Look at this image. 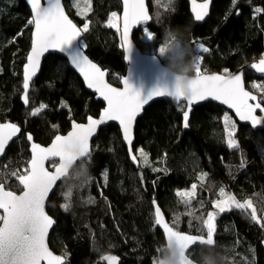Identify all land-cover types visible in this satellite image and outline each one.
<instances>
[{
    "label": "trees",
    "instance_id": "1",
    "mask_svg": "<svg viewBox=\"0 0 264 264\" xmlns=\"http://www.w3.org/2000/svg\"><path fill=\"white\" fill-rule=\"evenodd\" d=\"M78 1L89 7L88 0ZM173 1L170 8L169 0L152 2V20L147 27L153 37L135 40L144 51L157 54L163 25L170 23L187 29L190 41L210 37L205 42L209 51L199 52L203 72L224 73L227 69L231 73L264 57V0H236L235 4L233 0H213L203 24L195 22L186 0ZM67 3L73 4L72 8L66 5L67 10L80 26L90 21L83 38L85 51L109 70L111 83L120 85L128 64L120 35L107 25L119 0H90L85 16L76 9L77 0ZM6 9L10 13L3 16ZM31 18L25 0L0 1V123L12 120L23 128L0 161V183L15 192L22 191L16 176L23 166L28 167L31 158L27 132L38 143L48 145L57 133L68 132L73 120L84 121L105 107L85 88L68 60L58 55L44 61L32 84L29 106L22 103V65L30 44ZM19 31L23 35L20 42L16 39ZM246 77L252 83L253 79H264L252 71H247ZM40 104L47 107L32 115ZM183 111L185 103L159 100L146 108L137 122L134 150L147 154L149 163L157 168L155 173L144 164L146 168L137 173L121 131L113 124L103 128L93 144L89 182L84 184L76 176L80 162L71 171L72 178L58 185L47 206L57 221L50 246L67 256L68 264H104L102 257L108 253L121 256V264H154L158 248L165 243L160 228L155 227L154 200L174 229L196 233L206 227L203 221L215 210L216 199L211 202L206 196L219 194L221 187L229 188L240 200L253 198L259 222L250 217V210L234 207L221 214L215 222L219 227L217 249L227 254L231 264H264V130L238 123L239 148L229 150L223 124L228 111L224 107L208 102L195 108L189 130L182 127ZM244 159L245 167L240 168ZM200 171L207 174L203 181ZM193 184L197 196L186 204L177 192ZM216 185L217 191H212ZM89 198L94 202L89 203ZM69 201L71 206L65 210L62 205ZM205 251L206 246L193 256L198 258Z\"/></svg>",
    "mask_w": 264,
    "mask_h": 264
},
{
    "label": "snow or ice",
    "instance_id": "2",
    "mask_svg": "<svg viewBox=\"0 0 264 264\" xmlns=\"http://www.w3.org/2000/svg\"><path fill=\"white\" fill-rule=\"evenodd\" d=\"M89 7L81 10V15H86ZM31 6L32 18L28 20L29 25L35 26L33 34L31 52L27 58L24 67L23 76V102L29 103V87L33 77L36 76L40 67V58L50 49L59 50L60 53L67 55L69 64L82 74L89 88L95 89L99 96L107 102V107L103 110L98 119L88 117L86 125L73 124L72 131L67 136L57 135L49 147H41L33 143L31 146L32 158L29 166L25 169V174L17 175L19 184L23 187L21 195H16L12 191L5 190L3 184H0V264H65V257L53 255L49 251L46 238L49 229L53 226L54 221L45 212V201L53 191L58 181L67 183L72 177L69 175L74 162H84L86 158L90 159L89 141L98 131V126L108 121H118L123 129V138L132 144V126L141 108L153 97H170L177 103L186 101L188 110L183 111V127L189 128V114L192 105L199 101L212 99L220 101L227 105L229 109L235 111L236 116L241 121H248L253 127L264 124V116L258 117L257 110L264 113V98L258 100L256 95L245 90L241 74H230L227 69L224 74H204L200 70L201 56L200 51L208 52L202 44L196 47L198 63L195 71V77L191 81V92L184 96L175 89L156 88L147 95H142L140 91L135 90L127 79L123 80V89L112 87L105 80L106 73L91 62L83 54V45L79 38L82 32L89 30V25L84 24L83 28H78L65 15L61 0H28ZM236 0H233V4ZM210 0H204L203 3H197L192 0V11L195 14L196 21H204L208 16ZM123 46L128 51L131 49L129 40V31L134 25L146 24L150 17L145 8L144 0H123ZM261 9H256L259 13ZM239 15V13H237ZM159 16V13H157ZM118 17L116 12H112L107 25L119 29ZM144 32L151 39V33L146 27ZM75 42V47H70ZM159 51H163L160 47ZM251 68L258 73H264V57L258 63L251 65ZM253 88L264 91V84H253ZM251 101V102H250ZM254 102V103H252ZM47 106L40 104L31 114L37 115ZM224 129L227 134V147L229 149H238L239 144L235 138L236 123L227 113L223 116ZM55 127V126H54ZM20 132V128L12 123L0 124V154L5 150V145ZM32 140V136H28ZM140 157L143 164L148 165V156L141 149ZM131 159L136 161L137 157ZM58 161V163H57ZM48 162L54 171H49L45 167ZM246 162L241 161L239 167L244 168ZM154 171L156 169H153ZM13 175H16L13 173ZM80 173L77 172L76 176ZM204 174L200 177L203 181ZM107 180V173L104 174ZM89 180L82 183L86 184ZM72 186L68 185V196H71ZM196 185H192L191 191H181L177 195L184 199V202L190 203L191 198L195 196ZM219 195L223 198L215 202V208L219 213L230 210L232 207L242 210L251 209L250 216L253 220L259 222L257 209L253 207L252 201L244 203L238 202L234 196L220 189ZM186 198V199H185ZM89 203L94 202L91 198ZM70 201L63 204L65 210L70 208ZM157 225H161L169 240L175 238L183 246L189 247L192 244H214L215 225L214 220L217 213L209 212L207 219L203 221L207 228V238H197L190 235H183L174 231L168 224L163 222L160 208L155 209ZM102 259L108 261V264H117L118 257L104 256ZM155 264V262H154Z\"/></svg>",
    "mask_w": 264,
    "mask_h": 264
},
{
    "label": "water",
    "instance_id": "3",
    "mask_svg": "<svg viewBox=\"0 0 264 264\" xmlns=\"http://www.w3.org/2000/svg\"><path fill=\"white\" fill-rule=\"evenodd\" d=\"M189 1H190V6H191V12H192V15H193L194 20H195V14H194V12L192 11V0H189ZM196 2H197V3H203V2H200V1H197V0H196ZM26 3H27L28 8H29L30 11H31V14L33 15L32 10H31V6H30V4L28 3V0H26ZM41 3L43 4V3H44V0H41ZM61 4H62V6H63L64 12H65V15H67L68 18H69V19H70V20H71V21H72V22H73L78 28H81V29H82V27H81V26H80V25H79V24H78V23H77V22H76V21L70 16V14L68 13V10H67V7H66V5H65L64 0H61ZM211 9H212V0H210L209 9H208L209 14H208V16L205 17V20H204V21H196V20H195V22L198 23V24H203V23L207 20V18L210 16ZM123 14H124V12H123ZM148 15H149L150 19H149V21H148L147 23H150L151 20H152V17H151V15H150V13H148ZM121 22H122V26H121V35H122V31H123V15H122V17H121ZM139 25H140V24H138V25H134V26L130 29V31H129V40L131 41V49H130V51H128V50L126 49V47L123 46V48H124V53H125V61H126V63L128 64V69H127V73H126V75L121 79V83H120V85H115V84H113V83H111V82L109 81V70H105V69H104V68H103L98 62H96L95 60H93V59L87 54V52L85 51V48H84V47L82 48V52H83L84 55H86V56L89 58V60H90L91 62H93L94 64H96V65L100 68L101 71H103V72L106 73V75H105V80H106V82H107L108 84H110L112 87H116V88L122 90V89H123V86H124V85H123V80H124V79H127L128 82L133 86V88H134L135 90L140 91L142 95H147L149 92H151L153 89H156V88H165V87H167V88L171 89V87H172V79H171V77H169V76L167 75L166 70H165L167 64H165V63L163 62V60H162L158 55H155V54H146V53H144V52H143V51H142V50L136 45V43L134 42V40H133V33H134V31L139 27ZM34 31H35V26L33 25V31H32V36H31V47H32V40H33V34H34ZM84 35H85V32H82V33H81V36H80V38H79L80 43L83 41ZM122 45H123V41H122ZM75 46H76V45H75V42H74L70 47H75ZM31 47H30V49H29V51H28L27 58H28V56H29V54H30V52H31ZM50 55H58V56H61V57L65 58L66 60H68V59H67V55L64 54V53H60L59 50H56V49H50L48 52H45L44 55L40 58V67H39V69L37 70V74H36V76L33 77L32 81L30 82V87H29L28 95H30V91H31V89H32V84H33L34 80H36V79L38 78V76L40 75V73H41V71H42V68H43V65H44V61H45ZM68 62H69V61H68ZM26 63H27V59H26L25 64H24V66H23V68H22V77L24 76V67H25ZM254 63H258V61H257V62H254ZM254 63H252V64H254ZM252 64H249V65H247L246 67H242V68H240V69L237 70V71L231 72L230 74H241V75H242V78H243V83H244L245 90L250 91L253 95H256V96H257V99L259 100V95L256 94V93H254V92L251 91L250 89H248L247 86H246V83H245V71H246L247 68L250 69L251 71H253L258 77H264V73H258V72H256L254 69L251 68V65H252ZM69 65H70V64H69ZM70 67H71L72 70L75 71V72L78 74V76L81 78V80L83 81V83H84V85H85V88H86L91 94L95 95V99H96V100H101V101L104 102L105 107L101 110V112L99 113V115H97V116H94V115H90V116H88V117H92V118H94V119H98V118L101 116L103 110L107 107V102H106L105 100H103L102 97L99 96V93H97V92L95 91V89H93V88H89V87L87 86V82L84 80L82 74H80L78 70L74 69L71 65H70ZM204 74H209V75H211V74H224V73H221V72H208V73H204ZM22 87H23V85H22ZM23 93H24V90H23ZM22 97H23V94H22ZM21 99H22V98H21ZM164 99H167V100H170V101H172V102H175V101L173 100V98H170V97H164V96H162V97H153L152 100L148 101L146 104H144V105L142 106L141 111L138 113L137 117L135 118V120H134V122H133V126H132V144H131V145H129L128 142H127L126 140H124V138H123V129H122V126L119 124L118 121H108V122H106V123L103 124V125H99V126H98V131H97V133L94 134L93 137H91V138H90V141H89V150H90V154H91L92 149H93V143H94V141L98 138V136H99L101 130H102L103 128L107 127V126H110V125H113V124H114V125H117L118 128H119L120 131H121L122 138H123L124 143H125L126 146H127V149H128V152H129L130 159H131L132 156H136V155H135V152H134V144H135V130H136L137 122H138L139 118H141V117L143 116L144 111L146 110V108H148V107H149L150 105H152L153 103H155V102H157V101H159V100H164ZM208 102L215 103V104H217V105H219V106L224 107L228 112H230L231 114H233V115L235 116V118L237 119V121H238L239 124H243V125L251 126L254 130H264V124L257 125V126H255V127H253V126L251 125L250 122H248V121H241V120L239 119V117L236 116L235 111L232 110V109H229L227 105H224V104H222L220 101H216V100H212V99H207V100H204V101H199V102H196V103H194V104L192 105V109H191V112H190V114H189V124H190L191 116H192V114H193L195 108H197V107H199V106H201V105H203V104H206V103H208ZM250 102H251V101H250ZM22 103L25 105V103L23 102V99H22ZM175 103H177V102H175ZM181 103H185V104H186V110H188L187 102H186V101H181V102H179V103H177V104H181ZM252 103H254V102H252ZM29 104H30V99H29V103H28L27 105H25V106H29ZM262 106H264V105H262ZM256 115H257L258 117H260V116H264V113H261L259 110H257ZM88 117H87L86 121H84V122H79V121L73 120V121H72V124H71V128H70V130H69L66 134H61V133H60V134H57V135L67 136V134H68L69 132L72 131V128H73V124H74V123H75V124H83V125H86L87 122H88ZM5 123H12V124H15L17 127L20 128V132H18V133L16 134V136H14V137H13V138H12V139H11L6 145H5V150H4V152H3L2 154H0V161L4 158V156H5V154H6V151H7L8 148L11 146V144L13 143V141L16 140V139H18V138L21 136L22 132H23V128H22V126H21L18 122H16V121H12V120H8V121L2 122V123H0V124H5ZM184 129H185V128H184ZM189 129H190V128H187V129H185V130H189ZM29 135L32 136V140H31V141L28 140V142H29V144H30V147H29V148H30V152H31V158H32V150H31V146H32L33 143L38 144V145H40L41 147H45V148H46V147H49V146L52 144V142L54 141L55 137L57 136V135H56V136L53 138V140L51 141V143H49L48 145H43V144L38 143V142L35 140L34 135H33L32 133H30V132H27V134H26L27 139H28V136H29ZM31 158H30L29 162L31 161ZM131 161H132V163L135 165V167L139 168V161H137V160H136V161H133L132 159H131ZM79 163H80V161H76V162H74V164H73V166H72V169H71L70 172H69V175H70L71 171H72V170H73V169H74ZM28 165H29V163H28ZM45 167L48 168L49 171H54V168H53V169L49 168V163H48V162H46ZM61 182H62V181H58V182H57V185L54 187L53 191L50 192L49 197H48V198L46 199V201H45V212H46V214H47L49 217H51V218L53 219V221H54L53 226L49 229L48 236H47V238H46V243H47V246H48L49 251L52 252L53 255L64 256V257H65V264H68V259H67V257H66L65 255H63V254L56 253V252L51 248V246H50V236H51V234H52L54 228H55L56 225H57V221H56V219H55L52 215H50V213L48 212L47 206H48V203H49L50 198L52 197V195L54 194L56 188L58 187V185H59ZM0 184H3V183H0ZM3 185H4V187H5V190H7V191H12V192H14L16 195H21L22 192H23V187H22V185H20L21 188H22V191H21V192H15V191H13V190L7 189L6 186H5V184H3ZM153 206H154V211H155V209H156L157 207L160 208L161 216H162V218H163V222L166 223V224H168L169 227H171L170 224H169V222H168V219H167V217H166V214H165L163 208L161 207V205L159 204V202H158L157 200H154V202H153ZM0 211H2V210H0ZM155 219H156V214H155ZM157 226H158V227L161 229V231L164 233V235H165V239H166V238H167V235H166V233L164 232L163 227H162L161 225H157ZM171 228H172V227H171ZM172 229L175 231L174 228H172ZM179 233H181V234H183V235H190V236L197 237V238H203V239H206V238H207L206 236H198V235H196V234L193 235V234H190V233H188V232H186V231L179 232ZM195 245H200V244H192V245H190L189 247H187V250H189L192 246H195ZM203 246H206V245H203ZM263 246H264V242H263ZM104 256H116V257H118V262H117V264H121V258H120L118 255H115V254H113V253H108V254H105ZM104 256H103V257H104ZM103 257H102V258H103ZM102 260H103L104 263L108 264V261H106V260H104V259H102ZM42 264H44V262H42Z\"/></svg>",
    "mask_w": 264,
    "mask_h": 264
},
{
    "label": "clouds",
    "instance_id": "4",
    "mask_svg": "<svg viewBox=\"0 0 264 264\" xmlns=\"http://www.w3.org/2000/svg\"><path fill=\"white\" fill-rule=\"evenodd\" d=\"M160 47L163 48L162 52L159 51L160 55L168 61L165 70L172 79L171 88L184 96L189 95L198 57L191 46L187 29L172 26L170 23L164 24ZM89 165L88 158L79 165L80 175L77 177L81 182L91 179ZM206 247L207 251L202 252L198 258H193V254H190L180 241L166 238L165 243L158 248L154 262L155 264H231L227 254L218 250L215 244H206Z\"/></svg>",
    "mask_w": 264,
    "mask_h": 264
},
{
    "label": "flooded vegetation",
    "instance_id": "5",
    "mask_svg": "<svg viewBox=\"0 0 264 264\" xmlns=\"http://www.w3.org/2000/svg\"><path fill=\"white\" fill-rule=\"evenodd\" d=\"M26 1V0H25ZM71 0H64V2H65V5H67V6H69L68 5V3L67 2H70ZM156 0H144V2H145V8H146V10H147V13H150V15H151V10H152V2H155ZM187 1V3H189L190 4V1L189 0H186ZM197 1H200V2H204V0H197ZM213 0H212V5H213ZM27 4V3H26ZM66 6V7H67ZM113 12H117L119 15H121V17H122V15H123V12H124V8H123V0H119V5H118V7H117V9L116 10H114ZM111 16V15H110ZM152 16V15H151ZM151 23V22H150ZM150 23H146V24H140L139 25V27L134 31V33H133V40H134V42L136 43V45L138 46V44H137V42L135 41V40H144V36H145V32H144V30H143V27H146L148 30H149V28L147 27V25L148 24H150ZM29 25V24H28ZM31 26V28H32V30H31V36H32V31H33V25H30ZM121 26H122V22H121ZM142 32H144V33H142ZM120 38H121V42H122V35L120 36ZM137 38V39H136ZM30 47H31V38H30V44H29V47H28V49H27V54H28V51H29V49H30ZM140 49H141V47L140 46H138ZM122 48H123V45H122ZM123 50H124V48H123ZM144 53H146V54H152V53H149V52H146V51H144L143 49H141ZM201 52H203V51H201ZM155 55H157V54H155ZM26 59H27V55H26ZM26 59H25V61H26ZM24 61V62H25ZM247 71H251L250 69H246V71H245V83H246V86H248L249 88H250V86H251V84H252V82L251 81H249L248 80V78L246 77V72ZM202 73H208V72H202ZM222 73V72H221ZM252 73L255 75V76H257L253 71H252ZM126 75V74H125ZM124 75V76H125ZM123 76V77H124ZM258 77V76H257ZM258 78H264V77H258ZM253 80H255V81H259V80H256V79H253ZM254 81V82H255ZM264 81V79H261V81H259V82H263ZM251 90V89H250ZM252 91V90H251ZM254 92V91H253ZM254 93H256V92H254ZM256 94H258L259 95V100L260 99H262V98H264V94L263 93H261V94H259V93H256ZM44 110V109H43ZM42 110V111H43ZM234 116V115H233ZM238 122V121H237ZM71 124H72V122H71ZM71 128V127H70ZM61 134H63V133H61ZM65 134V133H64ZM94 144V143H93ZM57 163H58V161H57ZM29 166V165H28ZM49 168H50V164H49ZM51 169H53V167L51 168ZM71 174V173H70ZM62 183V182H61ZM60 183V184H61ZM215 202V201H214ZM214 206H215V204H214ZM215 210H216V208H215ZM217 213V212H216ZM225 213V212H224ZM221 214L223 215V213H217V215H216V218H215V220H214V225H215V232H214V244H215V239H216V236H217V233H218V224L217 223H215L216 221H218V219L220 218V216H221ZM174 228V227H173ZM175 231H177V232H183V231H178V230H176L175 229ZM206 231H207V228L206 227H203V228H201L200 230H198V231H196V233H193V235H198V236H206L207 237V233H206ZM262 245H263V242H262ZM202 247H205V246H203V245H195V246H192L189 250H188V252L190 253V254H195V252H197L198 250H201V248ZM263 248H264V246H263ZM193 258H195L194 256H193Z\"/></svg>",
    "mask_w": 264,
    "mask_h": 264
},
{
    "label": "bare ground",
    "instance_id": "6",
    "mask_svg": "<svg viewBox=\"0 0 264 264\" xmlns=\"http://www.w3.org/2000/svg\"><path fill=\"white\" fill-rule=\"evenodd\" d=\"M1 1V0H0ZM170 2H169V4H168V6H169V8L170 7H172L173 5H174V1L173 0H169ZM189 8H190V13H191V16H193L192 15V12H191V6H190V4H189ZM113 11H111V13H112ZM10 13V11L8 10V9H6V11H5V13H3V16H5V14L6 15H8ZM111 13H110V15H111ZM194 18V17H193ZM20 32V31H19ZM21 35V32L20 33H18L17 34V36H16V39L19 37ZM209 36L208 35H206L204 38H203V40H195V41H190L191 43H194V42H196V41H201V43L202 44H204L205 45V42L207 41V40H209ZM207 43V42H206ZM24 64H25V62L23 63V65H22V68H23V66H24ZM247 88L249 89V87L247 86ZM90 115H93V114H89V115H87V117L88 116H90ZM99 115V114H98ZM94 116H97V115H94ZM87 117L85 118V120L84 121H86V119H87ZM76 121H78V120H76ZM84 121H79V122H84ZM182 127H183V122H182ZM183 129H184V127H183ZM185 130V129H184ZM67 133V132H66ZM65 133V134H66ZM57 134H60V133H57ZM56 134V135H57ZM225 142H226V145H227V140H225ZM229 149V148H228ZM229 150H231V149H229ZM134 152H135V155H136V157H137V161H139V168H137V167H135V165L132 163V161H131V159H130V161H131V163L134 165V168L136 169V171H137V173L138 174H141L142 173V169L144 168V166H143V164H141V157H140V155L138 154V152H136L135 150H134ZM128 154H129V152H128ZM129 158H130V156H129ZM244 161L246 162V160L244 159ZM148 168H149V170H150V172L151 173H155L156 172V170H157V168H156V166H155V164H153V163H148ZM146 168V167H145ZM153 169H156L155 171L153 170ZM205 173H203V172H198V176L199 177H201L202 175H204ZM104 180H105V178H104ZM108 181V179L107 180H105V182H107ZM218 186L219 185H216V186H213L212 188H211V190L212 191H217V188H218ZM221 188H223L224 190H225V192L227 193V194H233L232 192L233 191H231L229 188H227V187H221ZM221 188H219V193H220V189ZM78 195H79V193H78ZM234 195V194H233ZM207 197V199L209 200V201H213V200H215V201H217V200H220V199H222V197L219 195V194H217V192L216 193H213V194H210V195H208V196H206ZM79 198V201L81 200V195L78 197ZM84 199H87V197H84ZM246 199H249V200H251L252 202H253V198H251V197H248V198H246ZM251 211V210H250ZM211 212H214V213H216V210H212ZM166 214V213H165ZM154 217H155V211H154ZM167 217V216H166ZM251 217V216H250ZM167 219H168V217H167ZM155 220L156 219H154V223H155ZM168 222H169V224H170V226L173 228V225H172V223L170 222V220L168 219ZM155 227L156 228H159L158 226H157V224L155 223ZM161 230V229H160ZM162 232V231H161ZM188 232V231H187ZM163 233V232H162ZM188 233H190V234H193V232H188ZM163 236H164V239H165V235H164V233H163ZM165 241H166V239H165ZM113 254H115V255H117L116 253H113ZM119 256V255H118ZM67 257V256H66ZM120 258H121V256H119ZM67 259H68V257H67ZM122 259V258H121ZM104 263V262H103ZM104 264H106V263H104Z\"/></svg>",
    "mask_w": 264,
    "mask_h": 264
},
{
    "label": "rangeland",
    "instance_id": "7",
    "mask_svg": "<svg viewBox=\"0 0 264 264\" xmlns=\"http://www.w3.org/2000/svg\"><path fill=\"white\" fill-rule=\"evenodd\" d=\"M68 5H69V7H73V4L72 3H68ZM85 8H87L86 6H84L83 4H80L79 3V1L77 0V3H76V9L78 10V11H80V13H81V10L82 9H85ZM88 12V11H87ZM117 13V12H116ZM87 14V13H86ZM83 16H85V15H83ZM117 17H118V24H119V29L120 30H117V28H112V27H110V28H112L113 30H115V31H117L118 32V34L121 36V15H119L118 13H117ZM110 18V17H109ZM85 23H87L88 25H89V29H90V21L87 19V21L85 22ZM84 26V25H83ZM83 26H81L82 28H83ZM109 27V26H108ZM144 28L145 27H143V30H144ZM89 31V30H88ZM87 31V32H88ZM142 33H144V32H142ZM23 35L21 34L18 38H17V41L18 42H20V41H22V39H23V37H22ZM149 36L147 35V34H145V36L143 37L144 39H147ZM81 44L83 45V47H85V43L82 41L81 42ZM198 44H202L201 43V41H196V42H194V43H191V46H192V48H193V50L195 51V52H197L196 51V47H197V45ZM205 48H207L204 44H202ZM208 49V48H207ZM201 52V51H200ZM157 55L163 60V62L166 64V63H168V61H167V59L165 58V57H163L162 55H160V52H159V48H158V50H157ZM200 70H201V67H200ZM201 72H203V71H201ZM253 84H263L262 82H259V81H255V82H253L252 84H251V86H250V88L249 89H251L252 91H254V92H256V93H259V94H261V93H264V91H261L260 89H255V88H253L252 87V85ZM227 114L229 115V116H231L232 117V120L236 123V129H237V126H238V122H237V119L235 118V116H233V114H231L230 112H227ZM236 132H237V130H236ZM236 132H235V138H236ZM227 135V134H226ZM96 141V140H95ZM94 141V142H95ZM238 142V141H237ZM139 150H141V149H139ZM138 150V154L140 155V151ZM92 153V152H91ZM141 161H142V158H141ZM141 164H143V161L141 162ZM144 167H146V166H144ZM28 167H22L21 169H20V174L19 175H23V174H25V169H27ZM50 168H52V167H50ZM21 187V186H20ZM192 190V186L190 187V189H184V190H181V191H191ZM181 191H178V192H181ZM177 192V193H178ZM229 195H231V196H234L233 194H229ZM196 196H197V194L195 193V196L193 197V199L192 200H194L195 198H196ZM235 197V199L238 201V202H240V203H244V202H246V201H249V199H243V200H240V199H238L236 196H234ZM186 199V198H185ZM223 199V198H222ZM221 200V199H220ZM218 201V200H217ZM216 202V201H215ZM215 202H214V204H215ZM252 204H253V207H255V205H254V203L252 202ZM232 208H234V207H232ZM231 208V209H232ZM256 208V207H255ZM230 209V210H231ZM230 210H226L225 212H228V211H230ZM249 210H251V209H248V211ZM216 212L217 213H219V211H218V209H216ZM224 213V212H223ZM56 228V227H55ZM54 228V229H55ZM54 231V230H53ZM56 252V251H55ZM57 253V252H56Z\"/></svg>",
    "mask_w": 264,
    "mask_h": 264
}]
</instances>
